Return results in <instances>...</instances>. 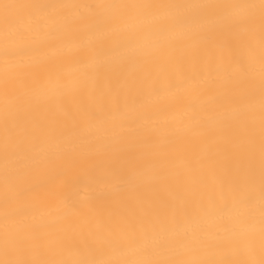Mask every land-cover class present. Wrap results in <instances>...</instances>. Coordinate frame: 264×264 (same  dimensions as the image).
<instances>
[{
	"label": "bare ground",
	"instance_id": "obj_1",
	"mask_svg": "<svg viewBox=\"0 0 264 264\" xmlns=\"http://www.w3.org/2000/svg\"><path fill=\"white\" fill-rule=\"evenodd\" d=\"M133 2L257 7H107ZM259 2L0 0V260L261 264Z\"/></svg>",
	"mask_w": 264,
	"mask_h": 264
},
{
	"label": "snow or ice",
	"instance_id": "obj_2",
	"mask_svg": "<svg viewBox=\"0 0 264 264\" xmlns=\"http://www.w3.org/2000/svg\"><path fill=\"white\" fill-rule=\"evenodd\" d=\"M4 7H10L5 5ZM107 7L116 8L121 14L125 15H140L143 13H150L153 20H158L167 17H173L177 24L180 25L190 19H206L209 15V9H214V15L218 16L220 21L228 24L230 27H238L239 25L250 21V12L256 8L257 5L253 3H237V4H222L210 5L202 3H122L115 5H108ZM259 8L262 17H264V0H260ZM183 10V14H181ZM176 35H183V32L176 33ZM262 106H264V86H262ZM262 222H264V212H262ZM5 242V252L8 251V244ZM11 243H19L18 240H13ZM168 241H162L161 246H166ZM0 264H29L27 261L19 260H0ZM135 264H161L159 261L142 260L135 262ZM176 264H183V262H176ZM264 264V261L261 262Z\"/></svg>",
	"mask_w": 264,
	"mask_h": 264
}]
</instances>
